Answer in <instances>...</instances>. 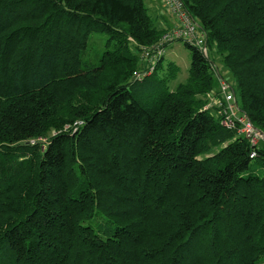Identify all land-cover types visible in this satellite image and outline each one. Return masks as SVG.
Returning a JSON list of instances; mask_svg holds the SVG:
<instances>
[{"label":"trees","instance_id":"1","mask_svg":"<svg viewBox=\"0 0 264 264\" xmlns=\"http://www.w3.org/2000/svg\"><path fill=\"white\" fill-rule=\"evenodd\" d=\"M180 1L264 136V0ZM165 30L144 0H0V264H264V139L205 108L195 47L145 74Z\"/></svg>","mask_w":264,"mask_h":264},{"label":"built area","instance_id":"2","mask_svg":"<svg viewBox=\"0 0 264 264\" xmlns=\"http://www.w3.org/2000/svg\"><path fill=\"white\" fill-rule=\"evenodd\" d=\"M162 2L165 11L173 19V24L163 32L161 38L154 45L153 55L149 56L148 53H144L143 58L150 64L149 70L145 74L151 72L154 57L165 55L169 47L177 42L187 43L195 47L199 53L208 58L209 48L206 42V35L184 9L182 2L180 0H162ZM213 68L217 75V69L214 66ZM208 100L209 103L206 104L205 108H217L215 109V115L220 118L222 127L235 129L237 135L248 140L251 146H259L264 136L252 125L245 113L238 109L236 96L230 89L229 83L220 80L218 90H213L209 93ZM254 155L255 152L252 151L249 157L253 158Z\"/></svg>","mask_w":264,"mask_h":264},{"label":"rangeland","instance_id":"3","mask_svg":"<svg viewBox=\"0 0 264 264\" xmlns=\"http://www.w3.org/2000/svg\"><path fill=\"white\" fill-rule=\"evenodd\" d=\"M150 2H156L157 4H159L161 2V0H144V4H145L146 8L148 9V14L153 18L154 24L158 25L156 20L154 19L153 10L149 8ZM93 38H97L95 48H93V46H91V47L89 46L87 54L92 53L91 50H93V49H95V51H98V50L100 51L101 48L103 47V42L101 44V40H100L101 36L92 34L89 41H91V39H93ZM102 40L104 41L103 37H102ZM211 52H212V50L209 49L208 58L213 60V66L218 71V74H217L218 79L216 82L217 85H215V88H214V91H217L218 87H219V81L220 80H223L226 83H232V81H231V78L226 75V70L222 67L220 58L212 56ZM170 62H173L175 65L179 66V72L177 73L176 78L173 80H170L167 84L170 88H172L176 83L183 82L188 75V67L190 64V51L187 47H185V45L182 42L175 43V45L171 46L168 49V51L165 52V56H164V60H163V63H164L163 66H164L165 71H166L167 64H169ZM213 70H214V68H213ZM214 72H215V70H214ZM163 75H164V73H159L157 76L162 77ZM208 103H209V100H208ZM211 111H213V109Z\"/></svg>","mask_w":264,"mask_h":264},{"label":"crops","instance_id":"4","mask_svg":"<svg viewBox=\"0 0 264 264\" xmlns=\"http://www.w3.org/2000/svg\"><path fill=\"white\" fill-rule=\"evenodd\" d=\"M149 8L152 9L154 12L153 16H154V19L156 20V22L158 24L156 26H158L160 29H164V30L169 29L172 26L173 19L171 18V16H169L166 13L162 0L159 4H157L156 2H150ZM173 45H175V43ZM173 45H171V46H173Z\"/></svg>","mask_w":264,"mask_h":264},{"label":"water","instance_id":"5","mask_svg":"<svg viewBox=\"0 0 264 264\" xmlns=\"http://www.w3.org/2000/svg\"><path fill=\"white\" fill-rule=\"evenodd\" d=\"M260 133H262V132L260 131Z\"/></svg>","mask_w":264,"mask_h":264}]
</instances>
